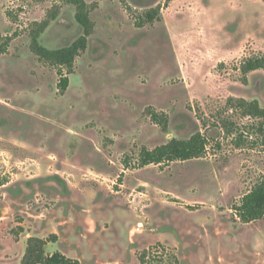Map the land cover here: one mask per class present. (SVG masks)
Masks as SVG:
<instances>
[{
  "label": "rangeland",
  "instance_id": "1",
  "mask_svg": "<svg viewBox=\"0 0 264 264\" xmlns=\"http://www.w3.org/2000/svg\"><path fill=\"white\" fill-rule=\"evenodd\" d=\"M83 1L92 34L61 92L31 41L48 21L39 44L69 47L76 6L0 0V264L52 234L46 252L80 264H139L158 243L174 264H264V218L232 209L264 176V119L237 106L264 109V71H241L264 56V0ZM197 133L201 158L140 165Z\"/></svg>",
  "mask_w": 264,
  "mask_h": 264
},
{
  "label": "trees",
  "instance_id": "2",
  "mask_svg": "<svg viewBox=\"0 0 264 264\" xmlns=\"http://www.w3.org/2000/svg\"><path fill=\"white\" fill-rule=\"evenodd\" d=\"M70 4L76 6L75 21L81 26L83 34L69 47L59 50H48L41 46L38 42L40 34L48 27L49 22L44 21L39 24V29L33 34L31 41V51L41 60L56 66L59 73L58 89L65 92L69 80L63 75L64 69L66 74H71L76 57L87 46V39L92 34V23L89 19L88 5L83 0H67ZM156 12L146 14L149 22L154 21ZM54 19V16L52 17ZM9 39L0 45V55L6 52ZM264 71V56L254 57L245 60L241 65V71L244 74L256 71ZM242 108L245 115L253 118L264 119V109L260 108L256 101L246 103L240 100L237 104ZM151 119L161 124L165 128V121L162 123L159 116L155 113L150 114ZM207 147L205 138L200 134L193 135L188 140L171 139L167 143L160 145L153 150H143L140 153V165L142 167L151 164L160 165L172 162H184L201 158ZM3 182L0 181V187ZM235 217L241 224H250L261 221L264 218V176L241 198L240 203L233 206ZM57 242L55 234L50 235L47 239L39 237H29L25 242V248L19 264H80L76 259L65 256L60 252L47 253L46 246L49 243ZM151 255L153 256L151 259ZM156 255L157 258L154 256ZM169 258L173 262L176 258L171 257L169 250L161 245L143 250L139 253L137 259L139 264H163L164 259ZM171 262V263H172Z\"/></svg>",
  "mask_w": 264,
  "mask_h": 264
},
{
  "label": "crops",
  "instance_id": "3",
  "mask_svg": "<svg viewBox=\"0 0 264 264\" xmlns=\"http://www.w3.org/2000/svg\"><path fill=\"white\" fill-rule=\"evenodd\" d=\"M250 224H252V223H250Z\"/></svg>",
  "mask_w": 264,
  "mask_h": 264
}]
</instances>
